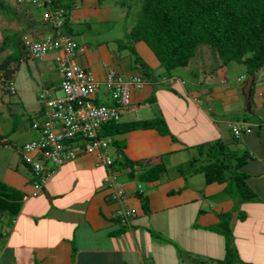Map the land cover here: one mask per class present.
<instances>
[{
	"label": "crops",
	"instance_id": "1",
	"mask_svg": "<svg viewBox=\"0 0 264 264\" xmlns=\"http://www.w3.org/2000/svg\"><path fill=\"white\" fill-rule=\"evenodd\" d=\"M44 13V10L36 9L32 4L22 8V11L18 13L22 18V23L17 26L18 28L11 30V33L18 32L23 39H36L46 34H54V28L42 21ZM6 21V16H0V35L5 34L4 28H8L4 25ZM12 21L16 22L14 19ZM74 32L73 29L70 35L73 36ZM73 38L75 39L74 36ZM75 40L78 42L77 39ZM85 53L86 51L81 48L76 56L77 61L83 66L89 65L87 58L83 56ZM29 60L38 61L41 66H37L36 69L42 72L46 71L47 75L50 73L51 76H55L57 82L60 81L53 55H48L43 59L27 58L22 63ZM51 66H54L53 71L50 68ZM123 74L127 75V72ZM102 77L103 75L100 76V78ZM257 83L260 84L261 89L256 88L250 106L247 103L243 106L241 91H239L241 97L238 96L239 94L235 90L233 91L235 94H226V97L225 94L220 95L221 93L215 92L212 87L219 84L213 81L208 82L199 90L195 83L191 84V90H188L187 83L184 84L185 90H182L189 94V98L194 103L192 108L197 110L193 113L190 125L195 142L191 137H187V141L184 142L194 144L206 140L227 138L226 123L234 117L239 116L241 119H250L253 121L252 123H256L254 121H256L258 115L264 116L263 73L257 77ZM43 84L44 82H42L43 88L53 87L51 84L49 86ZM150 86L147 85L144 89L136 90L135 100L150 96L154 91V86ZM226 90L231 92L228 89ZM200 92L205 93L201 97L202 101L198 96ZM203 99H205L204 102ZM0 100H2L0 106L6 103L1 96ZM165 100V103L171 107L177 103L173 98H165ZM10 103L16 105L17 102L11 101ZM204 104L207 108L203 107ZM171 107L161 108L165 110V115H168L167 113L172 110ZM184 107L187 106L184 105ZM139 108L140 110L147 109L146 106ZM181 111V109H177V113L173 114L172 117L167 116V118L174 121V117L180 115ZM144 114H146V110ZM29 123L28 125L20 124L12 134L5 138L7 141L0 143V164L4 166L3 169L0 167V184H3L0 187V264H152L150 259L158 255L157 252H150L149 244L161 242L149 233L146 227L147 220L152 216H156L157 213H166L173 209L179 213L177 219L171 221L164 215L158 220H162L161 227L164 228V234L183 246L175 231L168 232V228L182 224L183 221L186 222V219L188 220L189 217L192 218L196 215L193 210L200 211L202 209L199 196L194 199V196L199 193L190 190L191 188L188 187L187 180L183 176H172L175 180L172 183L173 187L162 195L163 202L161 204L156 205L160 203L158 196L154 195L156 191H151L148 194L145 193V190L142 192L148 196L149 211L144 210L143 201H141L138 194L134 193V189L137 187L135 184L137 179H130L129 176L123 177L127 189H130L129 192L131 193L127 199V205L129 208H139L141 214L134 213L135 217L132 220L131 227L119 232L117 230L121 229L122 226L117 221L118 209L116 202L109 198L110 193L108 194V191L105 190L107 187L103 183L106 175L105 168L97 166V158L92 154L82 153L66 163L47 182L43 193L23 200V196L30 193L33 187L30 170L21 164L19 147L41 137V133L34 130ZM12 124L13 118L7 116L5 111L0 108V135H7ZM139 130L138 135L142 132L145 133L147 129ZM150 131V135L159 137L160 151L167 152V154L171 150L175 152L176 148L179 153L186 151L182 148L181 142L173 144L175 147L171 146L170 142H174L171 136L161 135L154 129ZM121 136L118 137L123 140ZM167 139L168 141H166ZM125 141L127 142V140ZM162 141L169 145L170 150L162 147ZM240 141H242V147L249 149L253 155V160L247 162L242 168L249 174L247 182L259 198L250 203L264 204L263 127L254 128L251 133L244 134ZM137 145L146 149L149 143L141 144L138 139ZM124 151L132 159L138 156L128 149V145L124 146ZM160 153L156 148L148 157L157 162L161 156H164ZM169 159H171V164H168L169 167L180 163L176 154H173ZM158 182L146 185L151 187ZM221 184L220 190H207L205 193L203 192V195L206 197L217 193V197L220 196L221 194L218 195V193H221L227 183ZM134 185L136 187L131 188ZM232 202L231 205L233 206L234 200ZM177 212L175 213L177 214ZM161 244L162 250H167V253H177V248L173 244L164 242ZM150 256L153 257L150 258ZM173 258L174 262L179 264V259Z\"/></svg>",
	"mask_w": 264,
	"mask_h": 264
},
{
	"label": "trees",
	"instance_id": "2",
	"mask_svg": "<svg viewBox=\"0 0 264 264\" xmlns=\"http://www.w3.org/2000/svg\"><path fill=\"white\" fill-rule=\"evenodd\" d=\"M15 1L25 5L24 7L32 4L36 9H39L33 0ZM82 1L80 0L81 3ZM94 1L99 4L104 0ZM77 3L79 2L76 0H52V5H54L55 9L62 8L68 14H71V10L78 6ZM120 4L125 5V2L121 0ZM1 14L6 15L8 19H14L19 23L22 22L20 14L6 0H0ZM68 14L65 21L66 25L63 29L67 34H72L73 27L70 24ZM46 25L53 27L52 24L46 23ZM139 44H143L146 50L151 53L150 64L147 60L148 63H146L141 55ZM118 49L119 51H128V55H125L128 60L127 70L130 74V76L126 75L128 79L139 77L143 81L141 88L131 87L129 104L122 107L123 112L126 109H132L137 106H146L148 110L151 108L152 112L150 117L145 119L131 121H123L122 119L111 120L103 124L100 136L113 137L107 148V154L110 155L109 149L114 145L117 154L114 159L115 168L127 169V174L131 179L136 177V171H139L138 168L141 169V172H138L137 175L138 179L144 183H156L163 174L170 172V170L175 171L174 168L178 171L174 173L183 177L203 172L205 182L208 184L227 183L218 195L229 194L235 197L232 208L239 210L238 214H236L238 217H244L246 212L240 210L241 204L245 201L252 202L259 199L247 182L249 174L242 170L247 162L253 160V155L249 149L242 147L241 134L246 132L248 128L245 125V121H253L241 119L239 116L237 118L234 117V119H229L227 122L240 125V134H236L231 128H226L228 131L227 138L223 137V139L217 138L190 144L184 142V140L180 141L178 136L174 134L172 127L174 121L169 120L170 118H167L165 114H162V116L159 114V111L163 108L156 109L154 107V103H156L154 91H152L150 96L136 101L132 89L134 88V91L141 90L147 85L169 84L176 80L185 82L182 75L173 76L171 74L175 69L184 66L188 67L194 61H197L202 73L201 75H195L193 82L198 87L205 86V84L214 80L216 71H211V68L218 70L223 66L227 67L231 63H240L245 71L238 78L240 87L250 75L255 76L252 92V98H254L257 77L262 73L264 74V0H143L142 11L137 23L130 29L125 40L118 41ZM24 50L23 38L18 32L11 35L5 34L0 41V54L9 51L6 60L0 62V70L5 72L4 75L7 77V81H12L13 72L20 66L25 53ZM207 52L215 62L205 54ZM203 62L206 64H203ZM13 63L16 66L11 69L10 65ZM197 63L194 65L195 68ZM155 68L162 70L158 72ZM208 74H210V77ZM223 83L227 84L226 81H223ZM198 87L197 89L199 90ZM15 91L17 93L16 89ZM239 91H241V88H239ZM8 92L11 93L10 90ZM176 92L177 90H175ZM177 94L179 99H184L182 92ZM164 98L171 97L165 96ZM183 105L192 108L194 104L186 102ZM162 107L167 109L171 106L165 103ZM10 109L12 111L13 124L7 135L0 137V143L7 141L5 138L12 134L20 123L19 114L12 108ZM195 111L197 110L191 109L190 115L193 116ZM28 114L31 116L30 112ZM33 115L37 117L38 112H34ZM41 115L43 119L45 115L44 105L41 108ZM256 118L254 122L263 121L261 118ZM40 121L35 123L41 125L39 124ZM35 123L30 121L29 124ZM260 127L264 129V124ZM137 129H154L161 135H170L174 141L181 142L182 148L191 154V157L186 161L187 164L180 162L169 168L168 163L164 161V157H160L157 162L152 158L134 160L128 157L124 151V146L127 145V142L119 139L118 136ZM19 158L21 164L31 171L30 165L22 160L21 154ZM197 160L202 162L199 166L196 164ZM2 186L3 184H0V187ZM137 194L143 199L144 210L149 211L148 196L142 192ZM215 195L217 196V193L213 196ZM233 209L215 214L217 220L213 223L205 225L195 223L194 225L196 228L201 227L208 232L219 235L223 239V258L205 256L204 259H192L194 254L186 257L185 252L181 258L182 262L207 264L210 261L211 264H239L238 252L241 250L234 244V227L231 225ZM203 211L200 209L199 212L202 213ZM117 218L119 222L120 218ZM133 219L130 218L131 223ZM119 224L122 228H119L117 232L128 228V226H124L120 222ZM151 234L154 238L164 239L160 235L161 233L151 232ZM169 239L168 241L163 240L164 243H169L170 241L174 246L178 245L172 241L173 239Z\"/></svg>",
	"mask_w": 264,
	"mask_h": 264
},
{
	"label": "rangeland",
	"instance_id": "3",
	"mask_svg": "<svg viewBox=\"0 0 264 264\" xmlns=\"http://www.w3.org/2000/svg\"><path fill=\"white\" fill-rule=\"evenodd\" d=\"M8 1L13 8H15L16 12L20 13L22 11V8H24L25 5L19 4L14 2V0H6ZM65 1V0H63ZM78 6L74 7L71 10L70 21L71 26L75 30V34L73 35L75 39L78 40L80 48H83L86 53L83 55L87 58L88 64L85 65L88 70L92 72V75L94 79L99 82V88L98 93H95L90 96V99L94 102L95 100H99V102L107 103L108 97L106 95L109 94L107 91V86L104 85V81L106 79L107 75H111L113 73H116L118 76H120L121 72H127V75L130 76L127 70L128 60L125 58V55H128V51H119L118 49V41L119 40H125L130 29L137 23L138 18L142 11V2L143 0H123L125 2V5H121L120 1L117 0H104L102 3H96L94 0H83L82 3L80 0H76ZM0 16H6L4 14H1ZM7 18V17H6ZM47 17H43L42 21L46 20ZM22 22H13L12 19H8L5 22V26L8 27L7 29L4 28L5 34L11 35V30L18 28L17 26L20 25ZM3 32V31H2ZM4 33L0 35V41L2 40ZM40 38L31 39V40H38ZM139 49L141 51V55L147 60L150 64V61L152 59L151 53L146 50V48L143 46V44H139ZM209 57L210 54L207 52L205 53ZM9 55V51H5L0 54V62H3L6 60V58ZM27 58V57H26ZM212 58V57H211ZM25 59V58H24ZM146 61V63H148ZM212 61L214 59L212 58ZM22 63V60H21ZM197 63V61H194L192 64L188 67H179L175 69L171 75L178 76L182 75L185 82H182L181 80H176L169 84H156L154 86V93H155V102L154 107L156 109H160L162 106L165 105V96H170L173 98V100L177 103L176 105L172 106V110H170L166 115L169 117H172L173 114L177 113V109H181L180 115H176L174 117L173 122V132L176 134L180 141L184 140L187 141V137H191V139L194 141V137L192 135V127L191 125V116L190 110L193 109L191 107H184V103L190 102L192 103V100L188 98V93L184 88V84L188 87V90L192 89V82L195 79V75L198 74L201 75L202 71L200 70V66L197 63L196 68L194 65ZM203 64H206L203 62ZM16 66L15 63L10 65V68L13 69V67ZM37 66H41L38 61L29 60L28 62L20 64L18 68L13 72L12 81H7V77L4 75L5 72L0 70V96L3 97L5 100V104L1 105L0 108L5 111V114L7 116L11 115V109L12 108L16 113L20 116V123L26 124L30 121H33L35 123L36 121H40L42 119L41 115V100L39 98L40 92L44 90L42 86V82H44V86H51L53 87H47V89H53L58 97L63 96V93L61 92L60 88L58 87L59 82H57L55 76L47 75L44 71H39V69H36ZM57 70L58 65L56 64ZM100 67V68H99ZM53 71L54 66L50 67ZM99 68V69H98ZM243 65L240 63H231L227 67L223 66L221 69L211 68V71H216L213 82L219 85H216L212 88H214L215 92L220 95H224L226 97V94H235L233 91L236 92L239 91L240 82H238V78L242 73H244ZM98 69V70H97ZM160 72L161 70L155 68ZM127 70V71H126ZM198 70V71H197ZM59 73V72H58ZM57 73V74H58ZM210 73V72H209ZM59 79H60V74ZM103 75L102 78L100 76ZM126 75V74H125ZM210 77V74H208ZM52 77V78H51ZM7 81V82H6ZM223 81H226V85H224ZM194 83V82H193ZM221 83V84H220ZM231 84V85H229ZM256 88H260V84L256 83ZM14 86V88L17 90V93L12 94L11 90L9 89L10 86ZM222 85V86H221ZM168 86V87H167ZM183 89L180 90L179 88ZM153 87V86H150ZM199 89L202 88V86L198 87ZM177 92L175 93V90ZM226 89H228L231 92H228ZM10 90L11 93L8 92ZM133 93L135 94L134 88L132 89ZM180 91L183 93L184 99H179L178 94H180ZM240 92H238L239 94ZM106 94V95H105ZM204 92L199 93V99L202 101L201 97L204 95ZM239 96V95H238ZM218 97V96H216ZM241 97V94H240ZM188 98V99H187ZM219 98V97H218ZM205 99H203L204 102ZM2 100H0L1 102ZM11 101H16V105L13 103H10ZM180 102V103H178ZM217 102V100H216ZM243 106L246 105V102L243 98ZM96 103V102H94ZM194 104V103H192ZM149 105V104H148ZM183 106V107H182ZM204 108H207L206 104L203 105ZM146 110V114H144ZM143 109L140 110L139 106L135 108H129L126 109L124 112H122V119L123 121H131V120H140L142 118L150 117V114L152 112V109ZM29 111L31 113V116H29ZM33 111L38 112L37 117L33 115ZM25 112V114H24ZM24 114V115H23ZM159 114L162 116V114H165V110L161 109L159 111ZM141 117V118H140ZM45 122V115L44 118L40 121L39 124H43ZM18 125V126H19ZM228 128V127H226ZM40 129V128H39ZM151 130V129H150ZM146 130L145 133H139V129L131 131L124 136H121L123 140H127L128 149L131 150V152L135 153V155H138L137 157L133 158L134 160H140V159H147L150 158V156L157 148L159 152H161V157H164L165 163L171 164V159H169L173 154H176V156L179 158L180 162H183V164H187L186 161L191 157V154L187 151H183V153H179L177 148L175 149V152L171 150L169 154L164 151H160V139L159 137H155L150 135L151 131ZM205 130V128H204ZM208 130V129H207ZM6 136L0 135V137ZM170 136V135H169ZM140 140L141 144H148L146 149L141 148V146L137 145V140ZM168 141V139L166 140ZM179 141L170 142L171 146H174L173 144H177ZM162 147L166 150L169 149V145L165 143V141H162ZM110 155L115 157L116 151L115 146L112 145L109 149ZM171 153V154H170ZM166 154V155H165ZM145 157V158H144ZM147 157V158H146ZM200 159V157H199ZM185 161V162H184ZM202 162H199V160L196 161V164L199 166ZM0 167L3 169L4 166L0 164ZM169 167V166H168ZM170 168V167H169ZM139 170V168H138ZM175 171L170 170L165 175L161 176V179L159 182L154 186H144L143 190H145V193H150L151 191H156L154 195L158 196V199L160 200L161 204L163 202V194H166L169 189H172L173 185L172 183L175 181L172 176L176 175ZM127 174V170H126ZM124 176H126L124 174ZM187 180L188 187L191 188L190 190H193V192L199 193L198 195L194 196V199H196L199 196V199L201 200V208L204 210L202 213L197 211L196 209L193 210L194 213H196L195 216L192 218L186 219V222L183 221L182 224H178L173 226V228H168V232H174L177 234V238L180 239L183 246L178 244L174 239L172 241L176 242L178 245L175 246L177 248V253H167V250H162V244L164 241L170 240L167 234H164V228L161 227L162 220H158L160 217H165L170 219L171 221L177 219L179 213L177 210H171L166 213H157L156 216L150 217L147 221V229L149 233L156 232L161 233L160 235L164 239H157V241H160L161 243L157 244H149L150 252H157V257L151 258L153 256H150V260L152 261V264H176L174 262V258L176 257L179 259V264H187V262L183 263L181 258L183 257L184 253L186 252V257L190 256L192 254L194 258L197 259H204V257L207 255L210 258L211 257H217V258H223L224 252V241L223 239L216 234H213L211 232L206 231L205 229L199 227L196 228L195 223L199 224H210L217 220L215 214H218L220 212H227L231 211L233 206L231 205V202L235 199L232 195L224 194L220 196H204L203 192L207 190L216 191L219 188L221 189L222 184H207L205 182L204 174L203 172L193 174V175H187L184 176ZM136 186L131 188H135ZM147 188V189H146ZM207 188V189H206ZM219 189V190H220ZM106 191H108V194L110 193V189L106 188ZM130 190V189H129ZM164 192V193H163ZM206 194H208L206 192ZM170 197V196H169ZM172 197H178V196H172ZM141 201L143 199L141 198ZM251 201H245L244 204L240 206V210H244L246 212V215L244 217L240 216L238 217L236 214H238V209H233V216L231 219V225L234 227V234H235V240L234 244L237 245V247L240 248L241 251H239V264H264V204L262 203H250ZM233 203V202H232ZM118 209V213L121 211L122 207L119 202L115 203ZM136 213L139 215L141 214L139 208H134ZM177 212V214L175 213ZM1 216V214H0ZM197 217V218H196ZM245 219V220H244ZM244 220V221H243ZM1 230V228H0ZM166 236V237H165ZM172 239V238H171ZM164 240V241H163ZM169 244H172L169 241ZM233 244V245H234ZM154 262V263H153ZM182 262V263H181ZM205 263V262H204ZM195 264V263H193ZM207 264H211L210 261Z\"/></svg>",
	"mask_w": 264,
	"mask_h": 264
},
{
	"label": "built area",
	"instance_id": "4",
	"mask_svg": "<svg viewBox=\"0 0 264 264\" xmlns=\"http://www.w3.org/2000/svg\"><path fill=\"white\" fill-rule=\"evenodd\" d=\"M39 7L48 10L46 21L60 28L63 25V11L52 6V0H33ZM25 52L32 58H42L49 53H57L56 60L61 76L60 89L63 96L57 97L46 90L41 94L44 102L45 122L33 124V129L41 137L23 144L20 148L22 160L30 165L33 173V195L66 162L77 157L80 151L94 154L98 163L105 165L109 174L105 184L113 189L112 197L122 202L127 193L124 183L114 172L113 157L107 154L111 139L100 136L104 123L119 120L121 108L129 104L130 89L143 86L139 77L125 79L116 73L107 75L104 85L113 99L112 104L94 103L90 96L98 93L99 82L92 73L78 64L73 56L76 43L62 35L39 40L24 41ZM12 93L13 86L9 87ZM227 126L241 133V126L228 123ZM40 128V129H39ZM247 131H250L247 128ZM122 224H128L131 211L122 209L119 213Z\"/></svg>",
	"mask_w": 264,
	"mask_h": 264
},
{
	"label": "clouds",
	"instance_id": "5",
	"mask_svg": "<svg viewBox=\"0 0 264 264\" xmlns=\"http://www.w3.org/2000/svg\"><path fill=\"white\" fill-rule=\"evenodd\" d=\"M53 7H54V5H52ZM38 8L40 9V10H44L45 11V13H44V17H46L47 16V14H48V10H47V8L46 7H39L38 6ZM57 9H59V10H62L63 11V25L60 27V28H57V27H55L53 24H52V26H53V28H54V30H55V33L54 34H46V35H43L42 37H40V39H42V38H45V37H55V36H57V35H62V36H65V37H67V38H69V39H71V40H73L75 43H76V51H75V54H74V56H73V59L78 63V64H80L78 61H77V59H76V56H77V54H78V52H79V50L81 49L80 48V45H79V43L73 38V36H71L70 34H67L66 32H64V29H63V27L65 28V25H66V23H65V21H66V19H67V12H65V10L64 9H62V8H57ZM69 15V14H68ZM46 23H48L46 20H45V24ZM48 24H51V23H48ZM26 39H29V40H31L30 38H25V39H23V44H24V41L26 40ZM39 40V39H38ZM25 51V50H24ZM48 55H53L54 56V58H55V61H56V64L58 65V62H57V60H56V56H57V53H49ZM48 55H46V56H48ZM46 56H44V57H46ZM31 58V59H43L44 57H42V58H32V57H30L28 54H26V52L24 53V55H23V59H22V61H24L25 59H27V58ZM25 58V59H24ZM81 65V64H80ZM84 69H87L88 70V68H86V66H83V65H81ZM59 67V66H58ZM89 72H91L90 70H88ZM58 72H59V69H58ZM92 73V72H91ZM59 74H60V72H59ZM120 76L121 77H123V78H125V79H128V76H126L125 74H123L122 72L120 73ZM247 80V79H246ZM246 82V81H245ZM254 82H255V80H254ZM60 83H61V76H60V81H59V84H58V87L60 88ZM245 84V83H244ZM244 84H242L241 85V89H242V86H244ZM254 85V84H253ZM13 88H14V86H13ZM252 89H253V86H252ZM14 90H15V88H14ZM46 90H48V91H50L51 93H53L55 96H57L56 95V93H55V91L53 90V89H47V88H44V90L42 91V92H40V95H39V98H40V100H41V103H42V105H44V102H43V100H42V98H41V94L42 93H44V91H46ZM61 90V89H60ZM108 91V90H107ZM62 92V91H61ZM241 92H242V90H241ZM14 93H16V91L14 92ZM14 93H12V94H14ZM106 95V94H105ZM107 97H108V102L107 103H102V102H99V100H95L97 103H102V104H112L113 103V99H112V97H111V95L110 94H108V95H106ZM242 96H243V94H242ZM58 97V96H57ZM244 97V96H243ZM245 99V98H244ZM251 99H252V95H251V98H250V101H249V106H250V103H251ZM246 101V100H245ZM121 117H120V119L119 120H121L122 119V112H123V109L121 108ZM258 118H261V120H263V121H259V122H256V123H252V122H250V121H245V125L250 129V131H247L246 130V132H244L243 134H241V137L244 135V134H249V133H251L253 130H254V128H259L260 126H263V124H264V116H261V115H258ZM143 119V118H142ZM123 120V119H122ZM116 121V120H115ZM228 123H231V122H227L226 123V127H228L227 126V124ZM32 126H33V124H32ZM33 128V127H32ZM229 128V127H228ZM35 130V129H34ZM107 137H109L110 139H111V142H112V139H113V137L112 136H107ZM22 146V145H21ZM19 153H20V149H19ZM82 153H85V152H83V151H80L79 153H78V155H77V157L80 155V154H82ZM88 154H91V153H88ZM92 155H94V154H92ZM95 156V155H94ZM111 156V155H110ZM77 157H75V158H77ZM111 157H113V156H111ZM74 158V159H75ZM114 159H115V157H113V165H112V168H113V170H114V172L117 174V176H118V178L120 179V181H122L123 183H124V187H125V189H126V193H127V195H126V197H125V199L122 201V202H120V201H118V200H115V199H113V197H112V192H113V189L112 188H110L109 186H107L106 184H105V177L109 174V170L107 169V167L105 166V165H102V164H100V163H98V161H97V166H101V167H104L105 168V172H106V175H105V177H104V179H103V183H104V186L105 187H107V188H109L110 190H111V192H110V194H109V198L112 200V201H114V202H119L120 204H121V207H122V209H127V210H129V211H131V215H130V217H129V219H128V224H122L121 223V221H119L122 225H124V226H128L129 228L131 227V222H130V218H134L135 217V214L134 213H136V211H135V209H133V208H129L128 207V205H127V199H128V197H129V195L131 194L130 192H129V190L127 189L128 187H127V185H126V183H125V179H123V177H126V176H129L128 174H126V170L127 169H125V168H120V169H118V168H115V166H114ZM73 160V159H72ZM71 161V160H70ZM70 161H68V162H70ZM68 162H66V163H68ZM65 163V164H66ZM65 164H63L62 166H60L59 168H57L56 170H55V173L50 177V179L65 165ZM114 166V167H113ZM31 172V175H32V191L30 192V193H28V194H25L24 196H23V200H26L28 197H30V196H32V197H35V196H38L39 194H41V193H43L44 192V190H45V188H46V185H47V182L50 180H48L43 186H42V189L40 190V191H38L37 192V194L36 195H33V192H34V186H33V181H34V178H33V173H32V171H30ZM137 173H136V177H135V179H137V181H135V184L137 185V187L134 189V193H141V192H143L144 190H143V187L144 186H147L146 184H148V183H144V182H142V181H140L139 179H138V172L140 173L141 172V169H139V171H136ZM124 174L126 175V176H124ZM130 177V176H129ZM131 179V178H130ZM133 193V194H134ZM121 209V210H122ZM243 210V209H242ZM244 211V210H243ZM120 213V212H119ZM119 213L117 214V217H119L120 215H119ZM120 218V217H119Z\"/></svg>",
	"mask_w": 264,
	"mask_h": 264
},
{
	"label": "water",
	"instance_id": "6",
	"mask_svg": "<svg viewBox=\"0 0 264 264\" xmlns=\"http://www.w3.org/2000/svg\"><path fill=\"white\" fill-rule=\"evenodd\" d=\"M254 80H255V76L250 75L247 78L244 86H242V89H241L242 90V94H243L248 106H249V101H250V98H251V95H252V86L254 84Z\"/></svg>",
	"mask_w": 264,
	"mask_h": 264
}]
</instances>
